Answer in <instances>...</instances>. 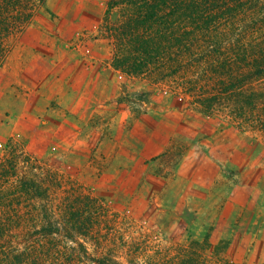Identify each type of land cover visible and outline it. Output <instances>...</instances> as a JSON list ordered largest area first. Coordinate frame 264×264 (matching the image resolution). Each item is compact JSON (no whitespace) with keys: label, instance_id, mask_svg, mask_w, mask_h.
Returning <instances> with one entry per match:
<instances>
[{"label":"rangeland","instance_id":"rangeland-1","mask_svg":"<svg viewBox=\"0 0 264 264\" xmlns=\"http://www.w3.org/2000/svg\"><path fill=\"white\" fill-rule=\"evenodd\" d=\"M107 1L0 0V217L56 228L13 229L7 260L264 264V8L205 13L175 72L133 76Z\"/></svg>","mask_w":264,"mask_h":264},{"label":"trees","instance_id":"trees-1","mask_svg":"<svg viewBox=\"0 0 264 264\" xmlns=\"http://www.w3.org/2000/svg\"><path fill=\"white\" fill-rule=\"evenodd\" d=\"M107 8L117 11L114 20L104 24L106 35L112 38L113 43L111 66L127 75H143L155 69L168 76L176 71L174 63L189 51L199 33L200 37L211 33L208 30L216 22L210 18L212 14L205 13L216 14L219 9L215 8H264V0H108ZM195 8L207 9L205 12L201 10L204 15L195 16L199 13ZM260 19L264 27V16ZM260 53L259 60H253L258 74L264 72V49ZM29 205L27 210L37 206ZM40 206L46 211L45 204ZM12 207V204H0L1 211L13 210ZM54 228L51 217L43 220L33 215L4 214L0 217V239L3 236H20L14 235L13 229L32 230V235L46 241L42 244L52 247ZM5 246L0 240V255L5 253L0 264H15L7 260L12 251ZM96 264H100V260Z\"/></svg>","mask_w":264,"mask_h":264}]
</instances>
